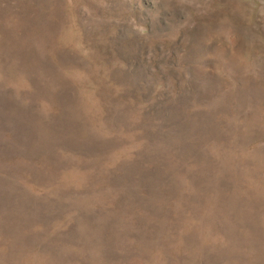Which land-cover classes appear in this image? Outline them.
Returning <instances> with one entry per match:
<instances>
[{"label": "rangeland", "instance_id": "1", "mask_svg": "<svg viewBox=\"0 0 264 264\" xmlns=\"http://www.w3.org/2000/svg\"><path fill=\"white\" fill-rule=\"evenodd\" d=\"M0 264H264V0H0Z\"/></svg>", "mask_w": 264, "mask_h": 264}]
</instances>
